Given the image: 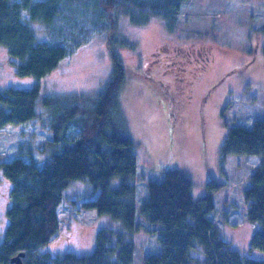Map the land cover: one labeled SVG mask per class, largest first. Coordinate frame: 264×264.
I'll use <instances>...</instances> for the list:
<instances>
[{
    "label": "rangeland",
    "instance_id": "1",
    "mask_svg": "<svg viewBox=\"0 0 264 264\" xmlns=\"http://www.w3.org/2000/svg\"><path fill=\"white\" fill-rule=\"evenodd\" d=\"M180 4L182 13L171 21L151 16L144 24H133L130 17L118 15L116 31L93 37L40 79L17 75V60L1 44L0 89L31 87L35 82L41 87L35 118L8 124V134L0 133V160L19 154L25 160L49 157L53 117L44 98L95 97L112 75L114 50L126 71L118 91L119 112L137 156L135 173L126 176L136 188L140 224L127 235L136 245L134 263L143 264L144 255L159 252V232L154 230L158 226L141 217L139 206L147 196V181L161 179L167 169H179L191 179L194 200L213 196L215 206L223 209L217 227L231 247L264 259L262 251L250 245L259 225L248 220L243 194L255 156L231 154L222 160L220 152L231 126L250 127L254 119L264 117V0H181ZM22 17L29 18L27 11ZM31 25L37 41L49 40L44 24ZM121 35L131 41L130 46ZM122 179L115 175L111 186ZM85 180H72L65 190L60 230L43 249L83 256L95 248L100 228L121 229V222L109 214L80 207L83 199L94 196ZM211 180L218 186L209 187ZM12 184L0 169V241L8 224ZM73 200L79 212L72 210Z\"/></svg>",
    "mask_w": 264,
    "mask_h": 264
},
{
    "label": "trees",
    "instance_id": "2",
    "mask_svg": "<svg viewBox=\"0 0 264 264\" xmlns=\"http://www.w3.org/2000/svg\"><path fill=\"white\" fill-rule=\"evenodd\" d=\"M180 3L0 0V45L17 60V75L40 79L93 37L116 31L118 15L130 17L133 24H144L151 16L171 21L182 13ZM24 11L28 19L22 17ZM32 21L44 24L49 40L37 41ZM120 39L131 45L123 35ZM111 54L112 75L95 97L71 94L44 98L53 117L49 157L25 160L19 154L0 160V169L13 183L9 191L11 205L6 210L8 224L0 241V264H11V256L21 250L25 251L24 264H141L134 263L136 245L127 238L140 224L136 220V188L126 178L135 173V145L118 103L126 71L121 56L114 50ZM40 87L35 82L31 87L0 89L1 134H8V124L35 118ZM89 98L90 105L85 103ZM229 130L220 146L222 160L231 154L255 156L243 194L248 220L259 225L250 245L264 254V117L254 119L250 127L236 124ZM115 175L123 179L113 187L110 182ZM161 176L147 181V196L139 206L141 217L158 226L154 230L159 232L160 244L159 252L143 256V264H264V259L243 255L220 235L217 225L223 209L215 206L212 195L194 200L191 179L179 169L164 170ZM82 179L88 180L94 196L83 199L80 207L109 214L121 222V229L100 228L95 248L83 256L43 249L60 230L65 190L72 180ZM207 185L218 186L214 180ZM73 202L72 210L79 212L74 208L78 204ZM196 251L200 253L194 254Z\"/></svg>",
    "mask_w": 264,
    "mask_h": 264
},
{
    "label": "water",
    "instance_id": "3",
    "mask_svg": "<svg viewBox=\"0 0 264 264\" xmlns=\"http://www.w3.org/2000/svg\"><path fill=\"white\" fill-rule=\"evenodd\" d=\"M25 255V251L21 250L17 254L12 255L10 262L11 264H24L23 256Z\"/></svg>",
    "mask_w": 264,
    "mask_h": 264
}]
</instances>
